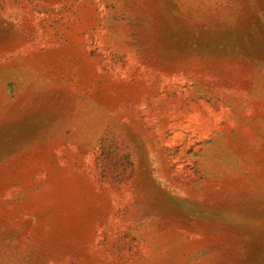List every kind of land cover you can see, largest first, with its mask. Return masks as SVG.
I'll use <instances>...</instances> for the list:
<instances>
[{
    "label": "rangeland",
    "instance_id": "obj_1",
    "mask_svg": "<svg viewBox=\"0 0 264 264\" xmlns=\"http://www.w3.org/2000/svg\"><path fill=\"white\" fill-rule=\"evenodd\" d=\"M0 264H264V0H0Z\"/></svg>",
    "mask_w": 264,
    "mask_h": 264
}]
</instances>
